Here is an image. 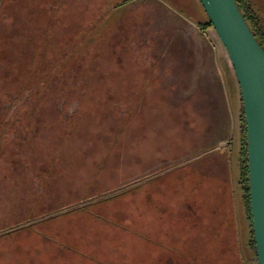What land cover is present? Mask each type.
Segmentation results:
<instances>
[{
    "label": "rangeland",
    "instance_id": "obj_1",
    "mask_svg": "<svg viewBox=\"0 0 264 264\" xmlns=\"http://www.w3.org/2000/svg\"><path fill=\"white\" fill-rule=\"evenodd\" d=\"M120 1L0 0V233L82 204L31 230V258L39 249L46 264H258L251 224L236 235L215 221L202 227L200 215L213 209L191 178L207 176L214 156L206 171L197 163L144 178L141 140L150 151L176 139L182 91L138 87L155 53H114L118 20L141 6L115 9ZM249 3L264 25V0ZM172 62L167 54L159 65L168 86ZM180 131L173 143L182 149ZM243 139L242 130L232 159L240 175ZM16 235L0 238L1 254Z\"/></svg>",
    "mask_w": 264,
    "mask_h": 264
},
{
    "label": "crops",
    "instance_id": "obj_2",
    "mask_svg": "<svg viewBox=\"0 0 264 264\" xmlns=\"http://www.w3.org/2000/svg\"><path fill=\"white\" fill-rule=\"evenodd\" d=\"M134 4L141 5L140 10H137L134 18L118 20L116 46L112 49L114 53H121V50L123 53H127V50L131 53H155L152 56L155 60L145 56L146 74L149 77L143 75L138 87L142 90L153 87L155 90L162 88L182 91L179 97L180 108L177 107L175 112L180 115L181 124L177 129L181 130L180 136L184 141L182 149L174 146L173 142L179 139L178 131L176 139H169V146L159 148L157 141V147H150L149 151V145L143 138L139 155L140 169L148 171L144 174L146 179L154 175H173L174 171L185 165L197 163H203L206 171V159L214 156L217 161L210 164L207 176L199 175L197 180L195 176L191 178L198 182L192 188H197V200L210 203L208 208L213 209L200 215L204 217L202 227L207 229L215 221L219 233H222V229L231 228V234L236 235L237 231L248 227L247 224L250 226L251 220L245 208L240 185L241 175L235 161H232L243 130V102L227 52L221 53L219 37L210 26L209 18L199 0H135L123 6L122 10ZM129 25L132 34L126 33L128 30L125 27ZM111 42L112 35L109 33L107 45L110 46ZM117 45L119 48L116 49ZM108 51L111 52L110 47ZM167 54H171L173 61L170 67L173 83L169 86L164 72L159 69ZM148 96L141 99L145 100ZM152 144L151 142L150 145ZM179 153L191 155V160L180 164ZM220 159H224V162ZM212 168L214 171L218 170L217 176L214 174L216 171L212 172L213 175L210 173ZM199 182L203 187H199ZM215 195L218 199H215ZM11 218L6 223L15 225ZM4 223L5 219H2L0 228H3ZM35 224L31 222L0 233V238L14 234L18 236V242L11 243L13 247L0 253V258H3L0 264H46L40 258L39 249L36 250L35 257L31 258V250L35 251V245H31V230L38 226ZM43 250L62 256V250L58 248L45 246ZM55 261L56 258H50V264L57 263Z\"/></svg>",
    "mask_w": 264,
    "mask_h": 264
},
{
    "label": "water",
    "instance_id": "obj_3",
    "mask_svg": "<svg viewBox=\"0 0 264 264\" xmlns=\"http://www.w3.org/2000/svg\"><path fill=\"white\" fill-rule=\"evenodd\" d=\"M199 1L227 52L241 91L252 230L258 264H264V49L235 0Z\"/></svg>",
    "mask_w": 264,
    "mask_h": 264
},
{
    "label": "trees",
    "instance_id": "obj_4",
    "mask_svg": "<svg viewBox=\"0 0 264 264\" xmlns=\"http://www.w3.org/2000/svg\"><path fill=\"white\" fill-rule=\"evenodd\" d=\"M135 0H121L119 3H117V5L115 6V9L118 8H122L125 5H128L132 2H134ZM243 17L245 18L247 24L249 25L252 33L254 34L255 38L257 39V41L259 42V44L261 45V47L264 49V25L262 24L261 18L255 14L254 10L251 8L249 0H235ZM210 26L211 23H210ZM213 27V26H212ZM242 128H243V132H244V139H243V146H242V151H241V184H242V188H243V195H244V200L246 203V207H247V212L250 216V220H251V225H252V217H251V207H250V195H249V173H248V149H247V138H246V125H245V117H244V109L242 111ZM126 186V185H125ZM123 186L122 188H116V189H110L107 191V193H112L117 191L118 189H124ZM75 206V204H73ZM73 205H70L71 207L67 206L69 209H65L66 211L62 210L61 212H57L55 214H52L49 217H46V219H43V221H39L36 222L37 225L41 224V222L46 221H54L57 218H62L64 216H68L71 215L73 213H77L80 210H83L81 208H83L85 205L79 204L77 207H73ZM64 211V212H63ZM35 224V223H34ZM35 224V225H36ZM21 226V225H20ZM252 234H253V242L252 245L254 247V249L256 250V246H255V241H254V233L252 230Z\"/></svg>",
    "mask_w": 264,
    "mask_h": 264
}]
</instances>
